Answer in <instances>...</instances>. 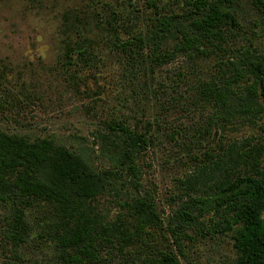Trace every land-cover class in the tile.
I'll use <instances>...</instances> for the list:
<instances>
[{
	"label": "rangeland",
	"instance_id": "obj_1",
	"mask_svg": "<svg viewBox=\"0 0 264 264\" xmlns=\"http://www.w3.org/2000/svg\"><path fill=\"white\" fill-rule=\"evenodd\" d=\"M235 2L239 28L226 44L264 57V13L255 12L250 0ZM184 5V0H0V128L27 139L49 137L93 169L116 170L107 189L88 203L97 225L115 221L131 196L144 193L165 222L179 200L177 178L195 159L232 137L263 134L261 89L257 101L263 110L250 120L212 121L214 106L197 96V86L216 78L221 70L216 61L231 59L229 52L192 59L176 53L154 64L138 40L132 46L136 54L121 47L131 34L143 36L159 14L173 12L180 20ZM107 21L116 27L104 28ZM121 119L148 137L137 158V190L120 161L121 146L103 139L105 121ZM28 222L27 239L12 247L2 235L0 209V263L57 264L53 235L60 226L52 212L30 211ZM234 235V230L197 233L180 264H236Z\"/></svg>",
	"mask_w": 264,
	"mask_h": 264
},
{
	"label": "trees",
	"instance_id": "obj_2",
	"mask_svg": "<svg viewBox=\"0 0 264 264\" xmlns=\"http://www.w3.org/2000/svg\"><path fill=\"white\" fill-rule=\"evenodd\" d=\"M184 4V20L173 12L159 14L143 36L131 34L121 47L136 54L132 46L138 40L154 64L176 53L192 59L229 52L231 59L216 61L221 69L216 78L197 86V96L214 106L212 121L257 118L263 110L257 97L260 89L264 95V57L226 44L239 28L235 0ZM250 6L264 13V0H250ZM173 24L176 33L168 47ZM115 27L109 21L104 25ZM259 126L263 133L259 137L251 133L232 137L220 149L195 159L199 162L177 178L179 200L165 222L144 193L131 196L115 221L98 225L88 203L107 189L116 170L93 169L49 137L27 139L0 128L2 235L12 247L22 244L29 234L30 211L45 208L60 226L53 235L57 264H180L187 241L197 233L232 230L236 264H264V120ZM104 127L103 139L121 146L124 172L137 190L141 177L137 158L148 142L146 131L130 127L127 119L105 121Z\"/></svg>",
	"mask_w": 264,
	"mask_h": 264
}]
</instances>
